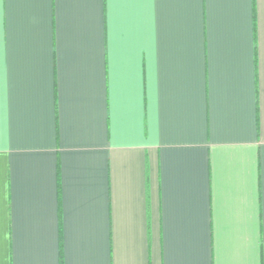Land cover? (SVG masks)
<instances>
[{"label":"crops","instance_id":"0c3cea01","mask_svg":"<svg viewBox=\"0 0 264 264\" xmlns=\"http://www.w3.org/2000/svg\"><path fill=\"white\" fill-rule=\"evenodd\" d=\"M0 264H264V0H0Z\"/></svg>","mask_w":264,"mask_h":264}]
</instances>
